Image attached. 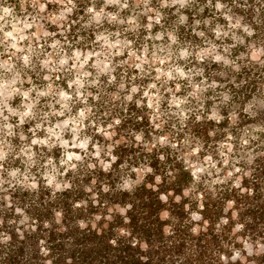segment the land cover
<instances>
[{"label":"trees","instance_id":"trees-1","mask_svg":"<svg viewBox=\"0 0 264 264\" xmlns=\"http://www.w3.org/2000/svg\"><path fill=\"white\" fill-rule=\"evenodd\" d=\"M210 1L212 11L223 5L221 59L199 62L194 53L181 59L188 78L175 75L170 85H159L155 110L144 99L148 77L128 70L122 81L117 73L107 89L106 75L88 101L91 122L121 121L110 157L82 158L64 173L60 191L46 186L43 192L42 186L14 196L31 224L19 228L6 218L0 226V264H264V253L245 250L247 244L264 245V55L259 62L249 55L252 48L264 51V0ZM196 3L206 4L194 0L178 16L164 10L177 50L196 43L192 21L179 19L198 15ZM72 10L69 23L76 26L53 27L65 33L59 39L69 56L90 50L94 34L78 24L87 7L77 4ZM146 21L138 15L137 34L145 32ZM194 80L205 86L197 97ZM133 87L138 92L132 93ZM228 135L230 150L222 157L220 145ZM206 157L216 159L214 166L196 173ZM104 164L110 167L105 170Z\"/></svg>","mask_w":264,"mask_h":264},{"label":"rangeland","instance_id":"rangeland-1","mask_svg":"<svg viewBox=\"0 0 264 264\" xmlns=\"http://www.w3.org/2000/svg\"><path fill=\"white\" fill-rule=\"evenodd\" d=\"M193 1L194 0H180V2H174V0H162L161 5L154 6L151 5L149 0H126L128 7L121 10V4L124 3L125 0H121V4H108L106 0H74V6L68 5L67 0H0V8L5 6L12 7L13 22L19 21V27L23 28L25 24L32 25L31 28L26 29L23 32V35L29 37V39L23 40L18 44V47L24 49L22 52H17L15 49L11 48L10 45L12 41L8 40L3 32H0V83L8 84L9 87L5 89V92H11L12 80L15 78V75L18 74L20 79L14 87L19 88L20 93L27 91L33 86L38 89H46L48 83L53 84V92L60 88L68 90L67 86L62 85L61 81L63 78L66 77L68 83V81L75 79L77 75H80L81 73L68 70L72 68L75 59L71 58L72 56H69L68 50H64V47L66 48L67 44H63V39H59L62 38L61 36L64 37L65 33L60 34L54 32L53 27L61 28L64 26L60 24V22L71 24L72 22L69 23V17L73 14V10L70 13H67V7L74 9L77 4H84L87 7V17L79 18L78 24L82 25V27L93 30L95 37L93 34V37L91 38L92 47L90 50L85 48L83 51L78 50L83 53L81 61L84 59V56L90 52L95 53L102 51L105 55L109 56L112 68L115 70L113 72L115 73V76H117V73L122 74L120 80L124 81L125 73H127L128 70L132 72L133 76L142 75L148 77L151 84H156V88H148L146 91L149 92V96L144 95V99L147 106L149 100H151L153 105L151 109L155 110L157 109V107L155 108V104H157L159 85L168 84L177 80V78L169 80L167 76H161V79L157 80L156 76L158 73L155 71L156 68L163 67L165 71H172L174 77L175 75H178L176 69H182V67H184L180 63V53L184 49H187L189 56L194 53L198 57L199 62L209 58L216 60L217 56L221 57L219 53V41H222V39L220 36L217 37L216 35L217 31L221 33L219 30V11L217 10V5L215 11H212L213 6L210 0H205L206 4L202 8L200 7V4H195V6L199 8V10L195 9L196 11H199L198 15H182L179 18L182 23L187 20L192 21L193 33L196 35L197 40L193 45L179 48V50L175 48L176 42L174 41L173 34H171L172 30L167 26L168 23L164 10L167 8L172 11V15L178 16L180 12L184 11L183 6L185 4L189 6ZM47 2L50 4V7L53 8L52 11L48 9L46 5ZM41 5L44 6L43 11H41ZM89 8H94L96 13H100L101 9H104L103 14L98 18V22L97 18L94 17V14L88 12ZM62 13H65V18L57 19ZM140 14H144L147 17L145 23L146 28L144 33L137 34V23L129 24L128 20L131 18L136 21ZM113 16H115L116 19H112ZM157 19H159V23L156 22ZM150 24L151 27L149 28ZM237 24H239V22H236L233 25ZM72 25L76 26L75 23H72ZM235 28L238 27H233V29ZM5 31H11V27L9 26L5 28ZM117 33H119V35H117ZM97 36L106 37L107 41L112 44L119 42L120 47L109 48L103 46L104 42H96ZM56 41H60V46L57 49L51 48L50 45ZM129 41H131L130 46L128 45ZM29 47L32 49L30 56L31 66L26 68L23 65L21 57L28 54L27 50ZM61 50L66 51L71 58L66 68L61 69L56 73H51L48 70L43 69L40 61L45 59L49 53L53 54V59L59 60L60 56L55 55V53L61 52ZM116 51H122L123 55L114 56L113 54ZM129 53H134V55H129ZM145 53L147 63H144L143 71H141L135 67L136 64L141 63L136 57L143 56ZM62 54L63 53L61 52V55ZM253 54L257 57L256 59H253ZM249 55L251 60L259 62L264 55V51L261 48H252ZM103 59V56L100 57L101 62H103ZM161 60L166 61V63L161 65L159 63ZM125 61H127V63H125ZM94 62L95 57L92 61H89L82 70L93 74L85 80L86 88L84 91L86 95L87 93L95 92L92 91L95 86H87L92 80L97 78H99V82H101L102 79L107 80L106 75L101 74L103 71V63H101L99 67L93 68L92 64ZM66 74L67 76H65ZM45 75H51L52 80L45 81L43 79ZM57 75L60 76L59 80L56 79ZM29 79L31 80V83L28 82ZM199 83L200 82L194 80L192 85L196 97L198 95L197 93L205 87ZM106 87L107 89L111 88V85L109 84ZM70 91L74 95L75 89ZM20 93H14L11 97L0 96V110H3V116L0 117V156L3 157L0 159V226H3V223L7 221L6 218H10L9 221L14 223L15 226H18L19 228H27L31 224V221L28 218V214L23 212L24 209L16 204L17 200L14 199V196H23L29 191L28 189L39 190L42 186L44 187L42 190L43 192L45 191L46 186L51 187L55 192L60 191L64 185V173L67 172V170L72 169V164L79 162L73 160L67 165L62 166L61 161L66 159V151L73 152L80 155L82 158L86 157L89 159L94 158L105 160V158L107 159L110 157L109 150H111V153L113 150L112 143L116 136L114 132L116 124L114 122L118 118L113 120L111 117L108 121L104 120L99 123L95 122V126H93V123L90 120L91 113H88V119L85 121L87 127L80 133V140L91 137V142L88 145L87 151L71 147L73 133L69 129H65L63 136L64 139H67L70 142L67 149L60 147L59 144L51 149L45 146L32 145L31 142L34 138L43 139L47 136L46 132L37 131L34 137L31 129L35 127L37 122H42V113L50 111L45 105H47L49 101L54 103V99L53 97L42 98L40 104L37 105V109H34V111L39 113L37 118L26 119L24 124L21 125L19 123V116L12 115L7 111V107H11L14 111L20 113L26 110L23 105L28 102L23 100ZM31 95L33 100L36 99L35 92ZM5 105H7V107H5ZM70 106L72 109V115H75L79 108H91L89 101L87 105H85L76 100L70 102ZM56 109L59 110V105H56ZM157 113V111H153L154 116H152L153 121L155 120V122L158 117ZM67 115L68 113L66 112V116ZM4 117H7V119L5 120ZM64 119L65 117L52 116L50 117V124L48 126L62 122ZM7 124L13 125L11 130L5 127ZM109 124H112L113 127L109 128ZM97 127H103L105 131L109 133V136L99 133ZM9 131H11V135H9ZM95 134L98 136L95 137ZM21 137H24V139H21ZM229 140L230 135L226 137L225 143L221 142L220 151L222 157L226 155L223 154V151L230 150L228 143ZM92 145L93 147L95 145L100 149V156L98 158L95 156L96 147L91 149ZM29 146H31L32 152L35 153L32 159H29L28 155L24 154ZM212 158L213 157L204 158V160L197 164L196 167L199 169L202 168L204 171L209 170L210 166H214L211 161L213 160ZM49 159L53 161V164L45 167V164ZM217 163L219 164L218 160ZM12 173H15V175H12ZM196 173L203 174V171H197ZM46 175L55 178L52 185L47 183V180L45 179ZM230 177L231 176L228 175V178ZM33 184L37 186L33 187ZM15 207H18V210L14 213L12 208L15 209ZM20 232H22V230H20ZM245 250L248 255L264 253V245L258 243L247 244Z\"/></svg>","mask_w":264,"mask_h":264},{"label":"clouds","instance_id":"clouds-1","mask_svg":"<svg viewBox=\"0 0 264 264\" xmlns=\"http://www.w3.org/2000/svg\"><path fill=\"white\" fill-rule=\"evenodd\" d=\"M106 2L108 4H121V0H106ZM174 2H180V0H174ZM67 4L68 5H73L74 6V0H67ZM128 7V3L125 2L121 4V10L125 9ZM223 8V5L221 4H217V10H221ZM44 10V6L41 5V11ZM72 11L71 7H67V13H70ZM88 12L93 13L94 17L97 18V22H98V18L103 14L104 9H101L100 13H96L94 8H89ZM0 32H3L4 36L8 39L11 40L12 43L10 45L11 48L15 49L17 52H22L24 51V49L18 47V44L21 43L23 40L29 39V37L23 35V32L26 29H29L32 27L31 24H25L23 28L19 27V21L13 22L14 18L12 17V13H13V9L10 6H5L0 8ZM65 18V13H62L60 17H58L57 19H64ZM227 19H231L230 17H226ZM112 19H116L115 16L112 17ZM157 23H159V19H157L156 21ZM129 24H134L135 20L134 19H129L128 20ZM11 27V31H5V28L7 27ZM151 27V24L149 25V28ZM232 27H239V24L237 25H232ZM245 31L247 32L248 30L245 29ZM47 35V33H46ZM117 35H119V33H117ZM217 37H219L221 35V33L219 31L216 32ZM226 35V33H225ZM97 43H101L104 42L103 46L109 47V48H119V42L112 44L110 42L107 41V38L104 36H97ZM128 45H131V41L128 42ZM60 46V41H56L53 44L50 45L51 48L53 49H57ZM28 54L23 55L21 57V60L23 62V65L28 68L30 67V56L32 53V49L31 47H29V49L27 50ZM61 52L63 53L61 55ZM61 52H57L55 53V55L60 56L59 60H55L53 59V54L49 53L48 56L41 60V66L43 69L48 70L51 73H56L59 72L61 69H65L66 66L69 64V60L71 58L75 59V63H73L72 68L68 69L69 71H78L81 74L77 75V77L71 81H68L67 83V89L65 90L64 88H60L59 90L53 92V84L52 83H48L47 88L46 89H38L37 87L33 86L31 88H29L27 91H24L22 93H20V89L19 88H15L14 85L19 81L20 77L18 74L15 75V78L12 80V91L11 92H5V89H7L9 87L8 84L6 83H0V96H6V97H11L14 93H20L23 97L24 101H27L28 103L24 104L23 107L26 109L25 111H23L22 113L14 111L11 107H7V105H5V107H7V111L12 114V115H17L20 118L19 123L22 125L24 124L26 119H36L37 115L39 114L38 112L34 111V109H37V105L40 104V101L42 98H47V97H53L54 99V103L49 101V103L47 105H45L46 107H48L50 109L49 112H44L42 113V122H37L35 127L33 129H31V131L33 132V135L35 137V134L37 133V131H44L47 133L46 138H34L31 142L32 145H40V146H45L48 147L49 149L56 147L57 144H59L60 147L67 149L69 147V141L67 139H64V131L65 129H69L72 133H73V140L71 142V147L73 148H80L82 150L87 151L88 149V145L91 142V137H87L84 140H80V133L82 131H84L87 127L85 121L88 119V113H91L92 109L89 108H79L78 111L75 113V115H72V109L70 106V102H74L76 100L80 101L81 103L87 105L88 103V97L92 96L91 93H87V95L85 94L84 89L86 88V83L85 80L88 77H91L93 74L91 72H87V71H82L85 66L89 63V61H92L93 58L95 57V62L92 64L93 68L99 67L101 63H103V71L101 72L102 75H107L109 76V84L114 83L116 80V76L113 74V72L115 71L112 68L111 62L109 60V56L105 55V53L101 52H95V53H88L86 56H84V59L81 61V56L83 55V53H81L80 51H74L72 53V57L70 58L67 54L66 51L61 50ZM114 56H121L123 55L122 51H116L114 54ZM129 55H134V53H129ZM189 55L187 49H184L181 51L180 53V57L181 59L186 58ZM104 57L103 62H101L100 57ZM257 57L255 56V54H253V59H256ZM137 60H140L141 63L136 64L135 67L137 69H140L141 71H143V65L144 63H147V59H146V53L143 56H137L136 57ZM221 57L217 56L216 60H220ZM125 63H127V61H125ZM159 63L161 65H163L164 63H166V61L161 60L159 61ZM155 71L158 73V75L156 76L157 80L161 79V76H167L169 80L175 79V77L173 76L172 71H165L163 69V67H159L156 68ZM177 74L179 75V77L181 79H187L188 78V74L186 72H184L182 69H176ZM43 79L45 81H51L52 80V76L51 75H45L43 77ZM56 79L59 80L60 76L57 75ZM29 83H31V80L29 79L28 81ZM97 84H99V78L94 79L91 81L90 84H88V87H93L96 86ZM121 87H123V85H121ZM156 88V84L153 83L151 85H149V89H154ZM72 89H75V93L73 95V93L70 91ZM176 89L177 91H179L180 89V85L177 84L176 85ZM169 91H171V89H169ZM35 92L36 93V99H32V93ZM132 93H136L138 92V88L133 87L131 89ZM145 96H149V92L146 91L144 92ZM93 99H98V97H93ZM126 99L128 101H131L133 99L132 95H128L126 97ZM139 103V102H138ZM172 103L175 105V107L179 108L180 107V103L179 101H177L175 98L173 99ZM56 105H59V110L56 109ZM153 105L151 103V100H149L148 103V107L151 108ZM66 112L68 113V115L66 116ZM3 116V110H0V117ZM55 116V117H65V119L62 122L56 123L54 125L48 126L50 124V117ZM4 119L6 120L7 117H4ZM93 126H95V122L93 121ZM116 125H119L121 123L120 120H115L114 122ZM5 127H7L9 130L12 129L13 125L11 124H7L5 125ZM109 128H112L113 125L109 124L108 125ZM97 131L99 133H103L105 136H109V133L105 131V129L103 127H97ZM11 131H9V135H11ZM21 139H24V137H21ZM137 139H140V137H137ZM166 138H161V142H163V140ZM54 141V142H51ZM51 142V143H50ZM94 147H96L94 145ZM173 147H175V145H173ZM109 150V154H110ZM25 155H28L29 159H32V157L35 155L34 152H32V148L31 146H29L25 153ZM95 156L98 158L100 156V149L99 147H96V152H95ZM65 157L66 159L61 161V165H67L69 162L75 160V161H80L82 160V157L80 155H77L73 152H65ZM3 157L0 156V159H2ZM113 161H115V157H112ZM210 159V158H209ZM101 163H103V161H101ZM53 161L51 159H49L47 161V163L45 164V167H47L48 165H52ZM72 168H75L76 165L72 164L71 165ZM90 167H94V165H90ZM105 170H107L108 167H110V165L108 164H104ZM198 171H204V169H199ZM12 175H15V173H12ZM195 175V173L193 174ZM45 179L47 180V183L49 185H52L53 181H54V177L51 176H45ZM37 185L33 184V187H36ZM58 187V186H57ZM188 193L186 192L185 195H187ZM162 199H164V197H161ZM198 218V217H197Z\"/></svg>","mask_w":264,"mask_h":264}]
</instances>
